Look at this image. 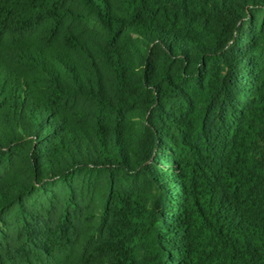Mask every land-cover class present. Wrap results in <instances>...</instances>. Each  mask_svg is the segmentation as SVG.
Instances as JSON below:
<instances>
[{"label":"trees","instance_id":"trees-1","mask_svg":"<svg viewBox=\"0 0 264 264\" xmlns=\"http://www.w3.org/2000/svg\"><path fill=\"white\" fill-rule=\"evenodd\" d=\"M0 264H264V0H0Z\"/></svg>","mask_w":264,"mask_h":264}]
</instances>
